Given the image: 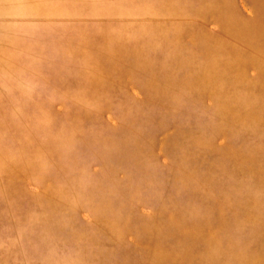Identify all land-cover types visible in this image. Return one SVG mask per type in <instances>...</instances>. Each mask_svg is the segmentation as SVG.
Masks as SVG:
<instances>
[{
  "label": "rangeland",
  "instance_id": "1",
  "mask_svg": "<svg viewBox=\"0 0 264 264\" xmlns=\"http://www.w3.org/2000/svg\"><path fill=\"white\" fill-rule=\"evenodd\" d=\"M0 264H264V0H0Z\"/></svg>",
  "mask_w": 264,
  "mask_h": 264
}]
</instances>
